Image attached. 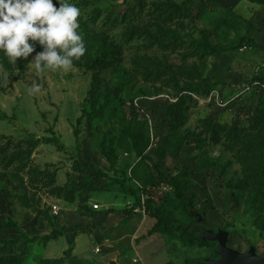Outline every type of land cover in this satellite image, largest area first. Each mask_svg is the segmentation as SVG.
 I'll list each match as a JSON object with an SVG mask.
<instances>
[{"label": "rangeland", "instance_id": "obj_1", "mask_svg": "<svg viewBox=\"0 0 264 264\" xmlns=\"http://www.w3.org/2000/svg\"><path fill=\"white\" fill-rule=\"evenodd\" d=\"M161 1L167 0H71L80 9L79 31L84 36L87 51L80 60L74 61L68 72H37L30 63L36 53L42 51L38 43L35 44L36 51L27 60L18 58L16 64L9 63L0 52V143L5 142L1 138L3 135L14 141L29 136L54 135L67 153L58 152L52 145H39L31 156L30 167L51 173L56 186L74 185L76 190L74 202L68 203L50 195L41 183L35 185L26 170L19 176L24 183L21 195L26 193L27 199L33 197L39 203L40 211L46 212L51 219L50 222L41 218L35 221L34 210L23 207L13 196L16 192L7 194L15 184L8 186L0 180V221H14L29 237L54 236L44 244H29L26 264H184L187 259L216 260L212 259L213 255L220 258L216 253V242L214 249L188 248L163 235L148 236L154 219L144 218L142 212L137 213L138 208L130 220L127 219L126 213L134 199L123 195L117 184L95 179L85 170L107 171L108 165L99 154L98 144L103 136L115 139L119 136L122 115L145 121L150 139L147 154L157 160L154 151L169 125L163 123L165 108L175 103L180 95L171 88L145 80L144 71L157 69L150 65V62L157 61L177 67L182 62L181 51L172 54L156 47H143L141 40L126 43L122 39L127 28L123 20L143 24L150 17L151 3ZM171 1L181 3L186 0ZM196 3L194 0L193 5ZM216 3L219 13L209 11L197 16L198 9L192 8V17L186 20L180 31L183 41H188L189 36L198 38L202 30L210 33V41L216 46L235 45L243 37L253 40L241 50L208 58L202 75L221 84L204 98L190 94L195 104L191 103L185 110L183 129L197 132L201 131V119L247 127L253 124L259 98L264 100V82L259 84L255 80V77L264 75V5L246 0H216ZM224 11L232 13L230 19L234 28L215 31L213 22ZM98 35L106 41L104 48H115L118 62L103 71L87 70V59L99 56L103 49L96 38ZM146 57L151 60L146 61ZM185 61L189 63L188 59ZM94 75L107 86L113 99L102 120H82L75 141L76 119L82 109L90 111V102L86 98ZM34 82L41 86V90L29 94L28 89ZM102 92L103 86L100 85L96 91L100 103L103 101ZM203 150L205 157L214 162V167L192 175L193 187L189 191V194H197L196 214L204 221L206 227L203 231L206 234H226L227 247L240 253L253 248L255 255L263 259L264 206L253 192L243 187L240 167L230 152L208 137ZM117 152L119 171L109 173V176L125 178L126 187L136 189L142 201L152 197L160 203L165 194L171 192L159 180L142 193L144 170L137 169L136 175L131 174L137 163L134 154L119 148ZM198 152L194 145L187 144L178 157H167L161 169L168 176L184 168L191 169L198 159ZM73 159L81 163L80 169L72 168ZM152 173L155 175L154 170ZM89 182L96 187L91 193L83 190V184L87 187ZM85 194L90 196L85 204L92 211L115 209L126 213L94 218L82 216L78 207L84 204ZM94 205L98 208H93ZM17 235L16 231L5 230L0 225V240L13 239Z\"/></svg>", "mask_w": 264, "mask_h": 264}, {"label": "trees", "instance_id": "obj_2", "mask_svg": "<svg viewBox=\"0 0 264 264\" xmlns=\"http://www.w3.org/2000/svg\"><path fill=\"white\" fill-rule=\"evenodd\" d=\"M193 1L186 0L181 3H175L171 0L153 2L151 3L152 9L148 13L150 16L148 21L143 24H133L131 21L123 20V22L127 23V28L123 34L122 41L127 43L133 40H141L143 47H156L160 51L168 50L172 54L181 51L182 62L177 67L168 63L161 64L157 61L150 62V65L157 69H145L144 71L145 80L171 88L180 96L175 103L165 108L163 123H168L169 125L160 144L154 151L157 160H153L147 154L150 139L145 121L139 120L137 117L122 115L120 118L119 136L116 139L103 136L98 144L99 154L108 165L107 171L97 168L85 169L91 172V177L98 180H109L118 185L119 191L123 195H130L134 199L130 210L127 213L126 211L115 209H108L103 212L92 211L85 204L90 198L88 194L83 197L82 202L84 204L80 205L78 210L82 216L87 218L126 213V218L130 219L134 210L142 207L145 215L154 219V224L147 232L148 236L159 234L167 237L168 240L181 243L184 247L214 249L215 242L200 238L205 224L204 221L198 220L196 215V192L189 194L193 187L192 175L214 167V162L209 161L205 157V151L203 150L206 137H208L211 142L220 144L224 150L232 154L234 161L240 167L243 187L253 192L262 206H264V100L262 97L259 98L253 124L247 127L222 125L213 120L201 119L199 121L200 126L198 125L201 128L200 132L183 129L186 122L185 110L191 103L195 104L190 94L204 98L221 84L213 78L203 77L202 73L208 58L214 54H225L241 50L253 40L251 37H243L235 45L216 46L210 41V33L202 30L198 38L189 36L188 41H183L180 31L183 30L186 20L192 17V8L195 6ZM246 1L259 6L264 5V0ZM53 3L58 8L57 0H53ZM195 8L198 9L197 16L209 11L220 12L216 0H197ZM224 13H228V15ZM230 14H232L230 11L221 12V16L213 22V29L220 31L221 29L234 28ZM248 33H250V30H248ZM96 38L102 44L103 49L99 56L87 59L85 68L87 70L103 71L114 67L118 62L115 57L117 54L115 48L112 46L104 48L106 44L104 38L101 35ZM145 59L146 61L151 60L148 57ZM187 59L189 63L185 61ZM255 80L262 84L264 75L255 77ZM100 85L103 86V101L101 103L96 93ZM112 99L113 97L107 86L94 75L86 98V101L90 102V111L86 112L82 109L80 116L76 119L75 128L73 129L75 141L78 140V127L82 120H102L104 112L108 109ZM203 134L204 137H202ZM1 138L5 139V142L0 143V170L6 173L0 172V180L5 181L8 186L15 184L11 191H7V194L10 195L11 192L18 193L13 196L20 201L23 207L34 210L35 221L41 218L50 222L51 219L48 214L40 211L39 203L33 197L27 199L26 193L21 195V191L24 190V183L19 176L27 170L28 176L35 185L41 183L42 187H45L50 195L63 199L68 203L74 202L76 193L74 185L70 187L66 185L62 187L56 186L54 184L55 177H52L51 173L39 172L37 169L30 167L31 156L39 145H52L61 153H67V151L54 135L41 138L29 136L18 141H14L4 135ZM187 144H192L197 148L199 151L198 159L194 162L191 169L184 168L177 174L168 176L161 169L163 162L167 157H178ZM117 148L124 152L133 153L137 159V163L130 171L131 174L136 175L135 170L137 169L144 170L142 179L144 181H142L140 189L142 193L146 189L154 187L159 180L170 188L171 192L166 193L160 203L152 197H147L142 202L136 189L126 187L125 178L114 179L109 176V173L115 174L119 171L117 167L119 161ZM72 168L80 169L81 163L73 159ZM152 170L155 171V175ZM83 190L91 193L96 190V187L92 182H89L87 187L83 184ZM0 225L5 230H14L18 233L16 238L0 240V264H26L29 244H44L54 238V236L50 235L29 237L12 220L0 221ZM72 245L73 243L70 242V246ZM212 259H217V256L213 255ZM204 262L201 258H195L187 259L184 264H203Z\"/></svg>", "mask_w": 264, "mask_h": 264}, {"label": "clouds", "instance_id": "obj_3", "mask_svg": "<svg viewBox=\"0 0 264 264\" xmlns=\"http://www.w3.org/2000/svg\"><path fill=\"white\" fill-rule=\"evenodd\" d=\"M57 3L58 8L53 0H0V52L9 63L27 60L36 51V43L43 49L30 63L37 72H68L85 55L80 9L71 0ZM40 90L35 82L28 89L29 94Z\"/></svg>", "mask_w": 264, "mask_h": 264}, {"label": "water", "instance_id": "obj_4", "mask_svg": "<svg viewBox=\"0 0 264 264\" xmlns=\"http://www.w3.org/2000/svg\"><path fill=\"white\" fill-rule=\"evenodd\" d=\"M197 218L200 220L198 215ZM200 238L210 242H216V253L220 256V258L216 260H206L203 264H264V258L259 259L255 255L253 248H251L247 253H240L227 247L228 237L226 234L224 235L220 232H211L210 234H206V232L203 231L200 235Z\"/></svg>", "mask_w": 264, "mask_h": 264}, {"label": "crops", "instance_id": "obj_5", "mask_svg": "<svg viewBox=\"0 0 264 264\" xmlns=\"http://www.w3.org/2000/svg\"><path fill=\"white\" fill-rule=\"evenodd\" d=\"M107 164V163H106ZM130 202H132V201H130ZM143 202V201H142ZM139 212H142V214H143V217L145 218V213H144V211H143V209H141V207L140 208H138V210H137V213H139ZM117 215H119V214H117ZM130 220V219H129Z\"/></svg>", "mask_w": 264, "mask_h": 264}, {"label": "built area", "instance_id": "obj_6", "mask_svg": "<svg viewBox=\"0 0 264 264\" xmlns=\"http://www.w3.org/2000/svg\"><path fill=\"white\" fill-rule=\"evenodd\" d=\"M93 208L97 209V208H98V205H94ZM53 209L55 210L56 208L53 207ZM141 209H143V208L141 207ZM135 211H136V209L134 210V212H135ZM97 252H98V250H97Z\"/></svg>", "mask_w": 264, "mask_h": 264}]
</instances>
